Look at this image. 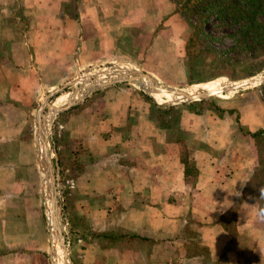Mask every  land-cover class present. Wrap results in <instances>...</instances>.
Wrapping results in <instances>:
<instances>
[{
    "label": "crops",
    "instance_id": "0c3cea01",
    "mask_svg": "<svg viewBox=\"0 0 264 264\" xmlns=\"http://www.w3.org/2000/svg\"><path fill=\"white\" fill-rule=\"evenodd\" d=\"M176 8L0 0V264L45 263L43 216L27 214L36 189L24 150L36 103L104 62L156 77L181 65L188 30ZM98 78L58 118L60 169L84 212L74 264H264L259 146L245 133L264 130L262 94L233 100L222 115L181 108L170 127L151 117L145 92L96 88Z\"/></svg>",
    "mask_w": 264,
    "mask_h": 264
},
{
    "label": "rangeland",
    "instance_id": "374dc122",
    "mask_svg": "<svg viewBox=\"0 0 264 264\" xmlns=\"http://www.w3.org/2000/svg\"><path fill=\"white\" fill-rule=\"evenodd\" d=\"M259 1L262 2L261 5H257L256 0H217L216 4H212L215 9L206 12L205 9L209 4L205 0H189L188 2L180 0V2H186L187 5L184 8L188 9L187 13L181 14L184 17L188 30L184 48L185 55L180 60L181 65L161 66L159 68L161 73L157 77L150 76L159 85L174 88H183L216 78H223L228 82H240L260 74L264 76V0ZM205 16H207L206 21ZM248 21H253L256 25L254 33H244L246 30L244 24ZM134 69L142 71L139 67L120 64L116 61L104 62L86 69L76 76L75 79L62 84L54 91L44 94L35 105L28 132L30 139L26 145L29 148L28 150H24V156H27L28 152V155L34 158L31 160L33 162L30 167L29 178L30 180L33 178L32 180L35 183L36 189L34 197L29 195V197H32L29 201H33V204L29 203L27 214H42L43 216L42 227L46 243L44 264H52L49 216L51 214H58L62 239L66 243L68 252L66 264H74L73 258L77 257L76 254L79 253V245L77 243V245L74 244L78 237L77 235L80 234V231L76 229L79 227L83 231L82 227L84 223L82 200L73 194V184L67 178L63 179L64 176L60 169L61 165L56 150L57 139L59 138L58 132L60 131L58 125L60 113L56 111L52 115L50 114V111L53 110V101L58 94L73 92L85 79L96 81L98 77L104 75L105 78L103 80H106ZM118 83L131 84L133 89L145 92L144 88L138 85L139 83ZM260 94H262V98L264 99V81L232 92L227 98L211 95L199 100H185L167 105L158 104L151 96H147L150 102L154 101L159 106H179L180 109L185 108L189 111H196L199 107H203V109L212 111L213 107L224 108L239 97H244L245 95H252L254 97L257 95V97H260ZM80 98L71 102L75 104ZM166 112L165 110H158V113L162 114V119H166L165 117L168 115ZM213 112L215 113L214 110ZM172 115L177 120L178 116L174 113ZM39 122L43 124L44 128L52 175L47 174V172L43 175L41 166L46 163L45 161L39 162L41 159L38 143L41 140L38 130ZM176 130L177 127L173 128V132ZM261 143L264 146V140ZM44 180H47L46 186L43 183ZM50 181H53L54 187L56 186L57 190V211L54 209V204L48 191V183ZM249 187L253 189L254 185H250ZM45 198H49L52 212L47 209L44 202ZM262 206L264 208V204Z\"/></svg>",
    "mask_w": 264,
    "mask_h": 264
},
{
    "label": "bare ground",
    "instance_id": "6f19581e",
    "mask_svg": "<svg viewBox=\"0 0 264 264\" xmlns=\"http://www.w3.org/2000/svg\"><path fill=\"white\" fill-rule=\"evenodd\" d=\"M261 77H264V76L260 74L256 77H253V79H257ZM104 78L105 77L103 75V76H100L98 79H104ZM94 82L96 81L85 79V81L81 82L80 85L77 87V89H75L73 92H66V93L60 94L57 97H55L53 101V110L50 111V114L52 115L53 113H55L56 108L65 106V104L82 97L86 92H88L89 85ZM240 82L241 83L246 82V80H243ZM240 82H228L223 78H216L213 80H209V81H205V82H201L197 84H192V85L183 87L181 89L190 95L201 94L202 92H205V91H217L219 92L217 96L221 98H227L229 94L236 91L233 88L237 83H240ZM138 85L146 89L151 85V81L148 78L140 79ZM149 94L153 98V100L157 102L158 104H167V105L175 104L179 101H182L183 99L185 100V98H183L182 96L174 94V93H170V92H150L149 91ZM38 143H39V152H40L39 154H42L43 142L42 140H39ZM49 162H50V158H49ZM49 168H50L49 164L46 166L42 165L43 175H45V173L49 171ZM43 183L46 186L47 180H44ZM44 202H45V205L47 206V209L52 212V206H51V202L49 198H45ZM49 218H50L49 219L50 242L52 246L51 261H52V264H64L63 248H62L63 239L61 235L57 233V230L55 227V225L57 224L58 216L55 214L54 215L51 214Z\"/></svg>",
    "mask_w": 264,
    "mask_h": 264
},
{
    "label": "water",
    "instance_id": "95a60500",
    "mask_svg": "<svg viewBox=\"0 0 264 264\" xmlns=\"http://www.w3.org/2000/svg\"><path fill=\"white\" fill-rule=\"evenodd\" d=\"M146 78H148L151 81V85L146 89L144 88L145 93L149 96H150L149 91L150 92H170V93H174V94L182 96L183 98H185V100L193 101V100L203 99V98H206V97L211 96V95H217L219 93L217 91H205V92H202L201 94L190 95L187 92H185L184 90H182L181 88L161 86L149 74L142 72V71L135 70V69L130 70L126 73H122L121 75L116 76L114 78L106 79L103 82L97 84L96 88H100V87L106 86L108 84H113V83H118V82L139 83L140 79H146ZM262 81H264V77L257 78V79L250 78V79H247L246 82L237 83L233 89L237 91V90L243 89L245 87H249V86H253L255 84L261 83ZM185 100L183 99L182 101H185ZM71 105H72V103H68L66 106L56 108V111L61 112ZM38 130H39L40 139L43 142V151H42L41 159L39 162L45 161V163H46L45 165H48L49 164V157L47 154V141L45 139L44 128H43L42 123L39 124ZM49 167L50 168H49V171H47V174L52 175L50 164H49ZM41 170H42V166H41ZM48 185H49L48 191L50 192V197H51L52 203L54 204V209L57 211L58 210V199H57L56 186L54 187L53 181H50L48 183ZM55 215L58 216V214H55ZM55 227H56L57 233L59 235H61L60 223H59L58 219H57V224L55 225ZM61 237H62V235H61ZM62 248H63V256H64V264H66L67 258H68V252H67V246H66V243L64 242V240L62 242Z\"/></svg>",
    "mask_w": 264,
    "mask_h": 264
},
{
    "label": "trees",
    "instance_id": "16d2710c",
    "mask_svg": "<svg viewBox=\"0 0 264 264\" xmlns=\"http://www.w3.org/2000/svg\"><path fill=\"white\" fill-rule=\"evenodd\" d=\"M174 1L177 4V8L176 9H177L178 12H180L181 14L187 13L188 9L184 8V6L187 5L186 2H188L189 0H185L186 2H184V3L180 2V0H174ZM256 1H257V5H261L262 4L261 1H259V0H256ZM205 2L209 4V6H207L206 9H205L206 12H210V11H212V9H215L212 4H216L217 0H205ZM192 11H194V10H192ZM206 20H207V16H205V21ZM244 27H246V30L244 31L245 34L254 33V28L256 27V25L253 23V21H248L246 24H244ZM179 109H180L179 106H159L154 101H151L150 114H151V117L154 118L155 120H157L161 126L166 125V126L174 127L176 121H178V120H176V118L174 117V115H172V113L176 114L179 117V115H180V110ZM158 110L167 111L166 113H168V115H167L168 118L165 117L166 119H162V114L158 113ZM202 110H203V107H199L196 110V112L198 113V112H200ZM213 110L218 115H222L226 111L228 113H232L233 112L232 110H225L224 108H221V107H217V108L213 107ZM245 133H247L252 139L255 140L256 146L257 145L259 146L258 149H259V162H260V165H259V168L255 171L254 178L258 181V190L260 192L259 201L263 205L264 204V146L261 143V141L264 140V130H257L255 132H245ZM260 144H261V147H260ZM59 162H60V160H59ZM61 172L64 173L65 172L64 169L61 170Z\"/></svg>",
    "mask_w": 264,
    "mask_h": 264
}]
</instances>
